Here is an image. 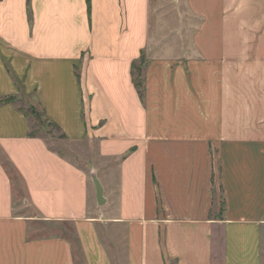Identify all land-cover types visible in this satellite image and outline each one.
<instances>
[{
  "label": "crops",
  "instance_id": "obj_1",
  "mask_svg": "<svg viewBox=\"0 0 264 264\" xmlns=\"http://www.w3.org/2000/svg\"><path fill=\"white\" fill-rule=\"evenodd\" d=\"M156 1L0 0V101L74 156L0 105V264H78L41 223L72 224L82 264H115L100 228L124 264H215L218 237L222 264H264V0H171L191 32L158 40Z\"/></svg>",
  "mask_w": 264,
  "mask_h": 264
},
{
  "label": "rangeland",
  "instance_id": "obj_2",
  "mask_svg": "<svg viewBox=\"0 0 264 264\" xmlns=\"http://www.w3.org/2000/svg\"><path fill=\"white\" fill-rule=\"evenodd\" d=\"M165 5L167 6L166 9L160 10L158 13L153 14V21H152V27H151V36H155L157 40L161 37L163 38H170V36L175 35L178 31L180 32V35L184 34L186 36L190 35L189 32L191 28H184L185 26H188L187 24V18H179V15L177 16V20H175L176 14L175 12H171L170 10V2L171 0H165ZM153 9H159L157 6V1L152 0ZM158 16H164V21L166 20L167 24L171 26V28H158L157 24L160 20H158ZM184 26L183 32L181 31V27ZM22 104L21 102L19 103ZM23 106L25 108H32L31 109V118L29 119L31 122V127L34 128V130L38 131L40 137L44 138L49 146L53 149H56L61 154H63L66 157L73 158L74 156L71 154L72 145L68 143L65 138H63L61 132H59L56 128L51 126L47 121L46 118L42 115V109L41 107L36 103L33 102L32 104H24ZM30 110V109H29ZM36 112L38 115L34 114ZM33 113V114H32ZM36 116H39L40 118L37 119ZM17 182V189L20 188V182L17 177H15ZM33 237H45V236H51V235H60L64 236L71 240L73 243V248L75 251V256L77 258V263L82 264L81 255L78 249V243L77 238L75 234V229L72 224L66 223V224H44L41 223L38 225V227L35 228L33 231ZM100 235L101 238L109 250V253L111 257H113V261L115 264H124L126 262L125 260V245L122 243L117 244L112 239V237L106 232L104 228H100ZM222 250H221V241L219 237L217 238V243L215 246V264H222Z\"/></svg>",
  "mask_w": 264,
  "mask_h": 264
},
{
  "label": "trees",
  "instance_id": "obj_3",
  "mask_svg": "<svg viewBox=\"0 0 264 264\" xmlns=\"http://www.w3.org/2000/svg\"><path fill=\"white\" fill-rule=\"evenodd\" d=\"M88 2H89V5H90V0H88ZM28 8H29V17L31 19L32 15H31V10H30V3H28ZM146 66H147V60H146L144 54L141 56V58L138 61H136L132 65L133 82L135 84V87L137 88V91H138L139 96H140L142 101L145 100V93H146V91H145V69H146ZM20 102L22 103L21 105L19 104ZM4 104L17 105V107H18L20 112H22L28 119L31 118V112L30 111H31L32 108H25L23 106V101L20 98H17V97L5 98V99L0 101V105H4ZM34 114L38 115L36 112H34ZM42 115L46 118V121L51 126L56 128L60 132L59 127L57 125H55L53 122H51L49 119H47V117H46V115H45L43 110H42ZM36 117H37V119L40 118L39 116H36ZM38 133H39L38 131L34 130V128L30 126V130H29V136L30 137H38V135H39Z\"/></svg>",
  "mask_w": 264,
  "mask_h": 264
},
{
  "label": "water",
  "instance_id": "obj_4",
  "mask_svg": "<svg viewBox=\"0 0 264 264\" xmlns=\"http://www.w3.org/2000/svg\"><path fill=\"white\" fill-rule=\"evenodd\" d=\"M94 182H95V185L97 187V193H98V196L101 197L102 196V193H103V188L100 184V182L98 181L97 178L94 179Z\"/></svg>",
  "mask_w": 264,
  "mask_h": 264
}]
</instances>
